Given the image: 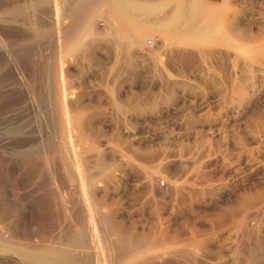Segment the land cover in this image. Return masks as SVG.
Here are the masks:
<instances>
[{
    "label": "rangeland",
    "instance_id": "rangeland-1",
    "mask_svg": "<svg viewBox=\"0 0 264 264\" xmlns=\"http://www.w3.org/2000/svg\"><path fill=\"white\" fill-rule=\"evenodd\" d=\"M228 1L231 39L264 47V0ZM103 5L0 0V264H264V52H127ZM77 111L101 244L66 151Z\"/></svg>",
    "mask_w": 264,
    "mask_h": 264
},
{
    "label": "bare ground",
    "instance_id": "bare-ground-1",
    "mask_svg": "<svg viewBox=\"0 0 264 264\" xmlns=\"http://www.w3.org/2000/svg\"><path fill=\"white\" fill-rule=\"evenodd\" d=\"M54 1H56V0H54ZM229 3H231V1L229 2L228 0H220V2H216L215 0H105V5H103V6H105V8H106V13H107L109 19L112 22H114V28H113L114 33L118 36V39H119L118 41L121 42L120 45L118 43L117 44L122 49H126V51H127V49L133 47V43H135L137 45H139V44L143 45L144 44L146 46H149L152 48L154 47L156 49L159 47L161 48V46L163 44L158 46V44H156L157 42H155L152 39V36L158 35L160 38H162V42L164 41V43H166V46H167V44L169 45L168 48L179 46V48L188 47V48L202 49L201 47H203V46L218 45V44H222V43L224 44L225 43V44L232 46L238 52L244 54L245 56L251 57L255 53L264 52V47L261 46L262 44L259 43V41L257 42L258 44H260L259 48H257L258 45L255 48V46H254V44H256L255 42H254V44H252L251 42L245 41V40L243 41L242 39H241L242 41L241 40L238 41V39H237V41H233L232 40L233 38L231 39V37L229 35V31L231 30L233 25L231 26L232 23L229 21V17H230L229 12H230V8H231ZM108 30H109V28H108ZM231 31H233V30H231ZM112 32H111V34L116 36ZM243 36L247 40H252L250 38H254L253 36H251V35L249 36L246 34H244ZM80 37H82V36L76 35L75 37L70 38V40L68 42H66V44L64 43L63 46L68 48V49L78 48L81 45ZM235 40H236V38H235ZM171 45H173V46H171ZM263 46H264V44H263ZM161 49H163V47ZM203 49H204V47H203ZM156 54H157V52H156ZM149 57H150V55H149ZM154 61H156V60H154ZM65 111H66V109H65ZM66 122H67V125H65V127H64L65 130L67 129V131H66L67 132L66 133V139H67L66 140L67 141L66 146H67L68 150H66V151H69V154L72 157L71 164L73 165L72 167H73V171H74V176H76L78 181H80L78 192H79V194L83 200V203H84V201H85V203H87L86 200H88V197H90V196L88 195V190H87L88 188H86V186H85L86 184L84 185L85 182H83V180H82L83 179L82 177H84L83 176L84 164L83 165L81 164L82 159H83L82 158V152L77 147V145L80 144V140L83 138V136H85V133H86L84 130L85 125L83 123V116L80 114V112L77 111V112L73 113L72 116L68 117ZM82 140H84V139H82ZM79 148H80V145H79ZM91 168L93 169V167H91ZM86 178H87V175H86ZM151 179H154V178H151ZM96 183H97V181H96ZM152 185H153V188L155 187L156 189H158L160 187V184H156V185L152 184ZM153 188H151V189H153ZM90 192H91V190H90ZM89 200L91 202V199H89ZM92 202H93V200H92ZM85 203H84V205L86 206ZM89 203H87V208H88V214H87L88 216L87 217L89 218V220H87V222H88L87 228H89L92 231V234L94 232L95 235L93 234V237L94 236L96 237V241L98 243V242H100V239H102V237H99V235H101V231H100V229H98V224H97V218L98 217L100 218V216H97L98 212H97V215H95L96 214L94 212L95 209H93V206H91ZM95 205H98V204H95ZM67 206H68V204H67ZM95 208H96V206H95ZM97 211H100V210H97ZM89 229H88V231H89ZM78 231H80V230H78ZM80 233L82 234V232H80ZM77 236H79V235H77ZM77 236H76V238H77ZM84 237H85V234H84ZM74 239H75V237H74ZM93 240L94 239H92V241ZM102 242H100L99 244H101ZM74 243H75V241L73 242V244ZM77 244L79 245L81 243H77ZM94 244H95V242H94ZM99 244H97V245L99 246ZM103 244L105 245V243H103ZM90 245H92V243ZM82 246H83V244H82ZM84 246H87V245H84ZM120 246H121V244H120ZM77 247L79 248V246H76V248ZM83 250H84V248H83ZM67 251L60 249V250H54L51 253H38V254H34L33 257H30L29 259L31 262H34L35 264H79V262H76L73 259L75 256L72 257L74 252L73 253L71 252L72 253L71 254L70 252H67ZM98 251H99V249H98ZM130 253H132V252H130ZM152 254H153V252H152ZM86 255H87V253H86ZM135 255L133 254V256H135ZM140 255H142V254H140ZM129 256L133 257L131 255H129ZM105 257H106V255H105ZM126 257H128V256H126ZM130 257H128V258L130 259ZM101 258L103 259L104 257H101ZM128 258H126V259H128ZM103 262H104V260H103Z\"/></svg>",
    "mask_w": 264,
    "mask_h": 264
}]
</instances>
